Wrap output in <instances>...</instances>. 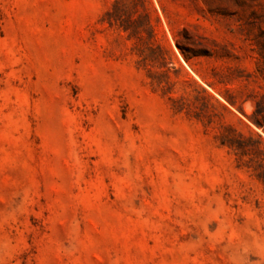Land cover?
<instances>
[{
    "label": "rangeland",
    "instance_id": "rangeland-1",
    "mask_svg": "<svg viewBox=\"0 0 264 264\" xmlns=\"http://www.w3.org/2000/svg\"><path fill=\"white\" fill-rule=\"evenodd\" d=\"M0 264H264V0H0Z\"/></svg>",
    "mask_w": 264,
    "mask_h": 264
},
{
    "label": "trees",
    "instance_id": "trees-1",
    "mask_svg": "<svg viewBox=\"0 0 264 264\" xmlns=\"http://www.w3.org/2000/svg\"><path fill=\"white\" fill-rule=\"evenodd\" d=\"M229 147H231V148H234V146L232 145V144H227Z\"/></svg>",
    "mask_w": 264,
    "mask_h": 264
}]
</instances>
